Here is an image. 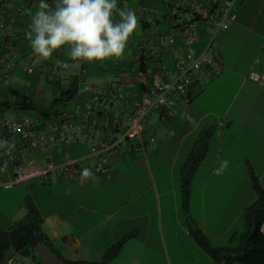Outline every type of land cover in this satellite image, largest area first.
<instances>
[{
	"label": "crops",
	"instance_id": "0c3cea01",
	"mask_svg": "<svg viewBox=\"0 0 264 264\" xmlns=\"http://www.w3.org/2000/svg\"><path fill=\"white\" fill-rule=\"evenodd\" d=\"M235 10L236 22L217 38L216 45L221 57L220 73L213 78L203 77L190 100L181 107L182 115L172 120L157 119L154 130V137L157 139V132L164 130L167 123L170 124L168 129L172 131L186 127L187 133L181 136V140H185L192 130L202 125L200 134L209 127L214 129L213 136L217 128L221 130L212 158L208 159L211 138L208 152L194 174L191 186L198 183L199 193L195 205L197 215L191 217L189 208L187 218L194 230L205 234L212 250L224 252L237 251L242 245L243 213L255 200L250 171L264 190V84L249 79L252 71L264 74V0H237ZM136 16L139 24H143L137 13ZM142 31L144 35L140 37L141 41L146 35V30ZM132 36L126 47L127 52L125 49L119 60L83 63V67L85 64L89 66L88 77L84 81H100L108 85L119 82L128 85L133 82L136 76L135 72H131L132 53L129 55L128 51L133 50L138 43L134 42L137 37L134 34ZM18 45L23 46V49L16 44L15 52L22 55L29 52L27 46L21 43ZM55 59L58 61L56 64L60 71L61 86H66L74 79L67 74L76 70L75 64L63 50L56 54ZM49 60L38 57V61L50 62ZM65 62L73 66L64 68ZM19 65L24 67L26 61H17V66ZM90 77L96 79L91 80ZM32 82L36 85L31 87V98L43 105L45 101L50 102L51 99L45 98L50 85L37 78ZM42 83L46 86H41ZM208 92L210 97L204 100L207 104L205 107L199 102ZM225 94H228L226 100L223 99ZM51 96L54 97L53 92ZM109 109L116 114L120 111L109 104L96 107V111L102 112ZM75 111L74 107L65 108L62 114ZM123 111L125 117L131 112L129 107H124ZM149 135L147 132L146 141ZM163 143L164 141L157 140L153 147L152 144L149 145L145 153L136 151L116 159L106 178L84 179L79 183L56 180L60 185L70 186L65 187L66 194L52 197L54 209L46 216H41L44 233L58 257L73 263H100L114 244L131 234L118 254L106 264H216L193 241L190 234L192 228L189 226L185 229V234L192 245L172 247L170 252L155 245L156 241L160 242V238L155 232L152 212L146 209V201L142 195L152 175L149 159L162 150ZM66 146L76 147L74 153H83L87 148L86 145ZM224 159L229 161V167L222 176H216L214 169ZM100 190L108 191L109 197L104 201ZM103 205L110 207L109 210L101 209ZM235 227H238V232ZM2 231L5 230L0 227V232ZM154 254L159 255L157 261ZM1 264L42 263L38 257H17L16 253H12Z\"/></svg>",
	"mask_w": 264,
	"mask_h": 264
},
{
	"label": "built area",
	"instance_id": "2783aa9c",
	"mask_svg": "<svg viewBox=\"0 0 264 264\" xmlns=\"http://www.w3.org/2000/svg\"><path fill=\"white\" fill-rule=\"evenodd\" d=\"M236 1L120 0V6L135 11L147 28L143 40L132 50L135 80L128 85L86 82L88 72L79 63L67 74L75 78L77 93L51 98L59 99L61 107L76 111L44 124L36 114L17 110L15 103L0 104V142H7L0 143V189L36 178L66 183L106 178L116 159L136 151L145 153L156 141L155 121L182 115L180 109L200 86L199 81L220 73L217 38L236 22ZM37 8L38 0H0V91L4 81H12L19 60L26 61L25 77L44 81L50 85V92L55 83H61L55 57L62 50L54 53L50 62L38 61L25 38L29 13ZM12 39L27 46L29 52H15ZM249 79L264 84V74L252 71ZM70 85L62 88L69 90ZM51 101H45V106ZM100 104L120 111H96ZM124 107L131 110L126 117ZM9 144L14 145L11 151L7 150ZM66 145L87 148L79 156L56 161ZM84 168L92 171V178L81 176Z\"/></svg>",
	"mask_w": 264,
	"mask_h": 264
},
{
	"label": "rangeland",
	"instance_id": "374dc122",
	"mask_svg": "<svg viewBox=\"0 0 264 264\" xmlns=\"http://www.w3.org/2000/svg\"><path fill=\"white\" fill-rule=\"evenodd\" d=\"M149 20V19H148ZM138 21V20H137ZM136 39L135 43H140L144 32L140 28L138 22L137 30L134 33ZM141 37V38H140ZM132 50L129 49L130 55ZM127 52V48H126ZM77 66L75 65V68ZM91 80L92 79L90 77ZM36 84L29 78L25 77L22 65L16 66L13 71L12 81H4L2 84L3 91L0 92V104L4 102L15 103L22 100L24 94L32 97L33 91L31 87ZM211 85V84H210ZM41 86H46L42 83ZM84 87V86H83ZM51 92L46 93V100L51 99ZM210 97L208 92L199 104L207 107L204 102ZM228 94L223 95V99L226 100ZM218 105V104H217ZM218 108V107H217ZM197 115V114H196ZM203 126H199L195 130L189 133L185 140H181V136L187 133L186 127H181L178 130L172 131L168 128L170 124L167 123L164 130L157 132V139L159 142L164 141L162 144V150L157 155L152 156L154 158L149 159L152 175L146 184V191L142 195L143 200L146 201V209L152 212L154 219L155 232L158 233L160 242L156 241L155 245L163 247L165 251L170 252L172 247H187L192 245L191 241L187 237L186 228L188 226L193 229V226L188 216V209L190 208L191 217L197 215L196 200L198 198V183L192 184L190 200L188 208L183 207L180 190H179V172L181 167L186 162V156L190 153L191 148L200 136V132L203 130ZM220 129L217 128L210 144V151L208 153V159L210 160L217 149ZM176 132V133H175ZM152 144L151 147H153ZM145 159V157H144ZM151 160V161H150ZM174 160V164L172 162ZM208 161L206 162V165ZM203 172H201V177ZM43 182L41 179L36 178L26 183L17 185L12 189H0V227L7 230L14 222L19 220L26 212L25 203L26 200L32 202L37 208L40 214L46 216L54 209L52 204V197L60 194H66L67 191L64 186L56 182V179L52 178L50 182ZM95 185V184H93ZM101 199L104 201L109 197L108 191L100 190ZM110 207L102 206L101 209L109 210ZM115 208V207H114ZM238 232V227H235V231ZM159 255L154 254L155 261ZM17 257H20L17 254Z\"/></svg>",
	"mask_w": 264,
	"mask_h": 264
},
{
	"label": "trees",
	"instance_id": "16d2710c",
	"mask_svg": "<svg viewBox=\"0 0 264 264\" xmlns=\"http://www.w3.org/2000/svg\"><path fill=\"white\" fill-rule=\"evenodd\" d=\"M140 26L142 30H146L145 25L141 24ZM12 40L15 41L13 42L15 46L17 44L18 48L23 49V46L18 45L19 41L17 39ZM83 68L88 71L89 66L85 64ZM70 86L69 90H65L62 88L60 82L55 83L53 85V95L63 97L64 95L77 93L75 78L72 79ZM59 104V99H52L50 105L45 106L35 102L31 97H27L26 94L23 95L21 101L15 102L17 110L36 114L41 124L56 119L57 116L62 114L65 108ZM1 105L9 106L10 102H4ZM213 133L214 129L209 127L200 134L187 161L181 169L179 190L180 198L185 209L189 205L191 183L194 174L208 152L209 142ZM71 149L74 150L72 151ZM75 149L76 147L72 146L63 147L61 153L55 157V160L60 161L79 156L82 152L74 153ZM250 179L255 200L243 213L242 245L239 250L234 252L212 250L209 247V240L205 234L200 230L190 231L193 241L206 251L216 264H264V190L252 171H250ZM25 209L26 212L21 219L14 222L7 230L0 232V264L5 261L7 255L12 253L19 254L24 258H37L35 248L38 243H44L51 248V243L42 227L43 218L41 214L29 200H26ZM130 235L128 234L125 238L114 244L105 253L101 262L94 264H106V262L113 259ZM58 258L61 259L60 257ZM61 260L65 264H92L86 262L73 263L63 259Z\"/></svg>",
	"mask_w": 264,
	"mask_h": 264
},
{
	"label": "clouds",
	"instance_id": "9594fccd",
	"mask_svg": "<svg viewBox=\"0 0 264 264\" xmlns=\"http://www.w3.org/2000/svg\"><path fill=\"white\" fill-rule=\"evenodd\" d=\"M29 16L25 38L32 53L47 60L63 50L76 66L119 60L138 25L136 13L120 6V0H38ZM73 64L65 62L63 67ZM13 147L9 144L7 150ZM228 167L229 161L221 160L214 174L222 176ZM81 176L92 178L93 173L84 168Z\"/></svg>",
	"mask_w": 264,
	"mask_h": 264
},
{
	"label": "water",
	"instance_id": "95a60500",
	"mask_svg": "<svg viewBox=\"0 0 264 264\" xmlns=\"http://www.w3.org/2000/svg\"><path fill=\"white\" fill-rule=\"evenodd\" d=\"M35 251L42 264H65L56 256L55 252L44 243H38Z\"/></svg>",
	"mask_w": 264,
	"mask_h": 264
}]
</instances>
